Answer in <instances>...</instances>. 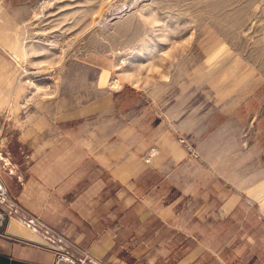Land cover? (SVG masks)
Here are the masks:
<instances>
[{
	"label": "rangeland",
	"instance_id": "1",
	"mask_svg": "<svg viewBox=\"0 0 264 264\" xmlns=\"http://www.w3.org/2000/svg\"><path fill=\"white\" fill-rule=\"evenodd\" d=\"M123 84L168 112L171 139L236 192L219 262L264 264V0H0L9 172L14 119L83 115L92 94Z\"/></svg>",
	"mask_w": 264,
	"mask_h": 264
},
{
	"label": "crops",
	"instance_id": "2",
	"mask_svg": "<svg viewBox=\"0 0 264 264\" xmlns=\"http://www.w3.org/2000/svg\"><path fill=\"white\" fill-rule=\"evenodd\" d=\"M153 100L123 84L92 94L83 115L50 107L14 119L10 172L0 160L15 203L0 255L33 264H53L58 250L103 264H221V223L239 199L171 139L168 112Z\"/></svg>",
	"mask_w": 264,
	"mask_h": 264
},
{
	"label": "built area",
	"instance_id": "3",
	"mask_svg": "<svg viewBox=\"0 0 264 264\" xmlns=\"http://www.w3.org/2000/svg\"><path fill=\"white\" fill-rule=\"evenodd\" d=\"M9 201L8 190L3 183L0 182V204L6 205ZM53 264H101L92 258L87 252L75 257L67 252L58 250Z\"/></svg>",
	"mask_w": 264,
	"mask_h": 264
},
{
	"label": "water",
	"instance_id": "4",
	"mask_svg": "<svg viewBox=\"0 0 264 264\" xmlns=\"http://www.w3.org/2000/svg\"><path fill=\"white\" fill-rule=\"evenodd\" d=\"M8 215L7 213L0 210V234H5V229L8 225ZM0 264H33L25 261H18L16 259H12L10 257L0 255Z\"/></svg>",
	"mask_w": 264,
	"mask_h": 264
}]
</instances>
